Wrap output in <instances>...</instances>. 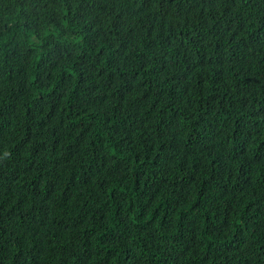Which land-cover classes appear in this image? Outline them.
I'll use <instances>...</instances> for the list:
<instances>
[{
  "label": "trees",
  "instance_id": "16d2710c",
  "mask_svg": "<svg viewBox=\"0 0 264 264\" xmlns=\"http://www.w3.org/2000/svg\"><path fill=\"white\" fill-rule=\"evenodd\" d=\"M0 264H264V0H0Z\"/></svg>",
  "mask_w": 264,
  "mask_h": 264
}]
</instances>
